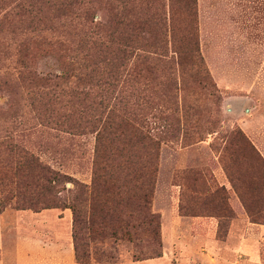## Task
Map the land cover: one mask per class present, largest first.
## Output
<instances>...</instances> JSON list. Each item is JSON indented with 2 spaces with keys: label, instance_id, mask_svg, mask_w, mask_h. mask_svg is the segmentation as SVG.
Returning <instances> with one entry per match:
<instances>
[{
  "label": "rangeland",
  "instance_id": "obj_1",
  "mask_svg": "<svg viewBox=\"0 0 264 264\" xmlns=\"http://www.w3.org/2000/svg\"><path fill=\"white\" fill-rule=\"evenodd\" d=\"M161 11L169 54L142 77L130 80L125 73L113 88L78 84L74 77L47 86L19 79L22 57L38 77L55 79L62 69L59 56L69 60L76 54L81 61L88 53L84 44L107 39L110 33L97 27L135 16L149 19ZM43 39L66 41L69 48L39 47ZM191 39L200 65L169 64L176 58L172 41L190 47ZM112 108L160 143L152 210L160 217L165 264L178 263L172 247L179 240L188 248L196 242L206 248L213 241L208 233L199 239L190 218H215L216 240L241 241L243 224L230 227L238 200L242 203L240 194L264 217V0H0V264H78L72 210L44 209L46 195L32 209L19 210L25 194L17 176L8 175L6 181L16 179L11 194L1 179L27 151L52 170L90 186L97 134ZM236 131L249 145L235 142L226 148ZM116 146L126 147L122 142ZM41 185H33V199ZM54 187L69 205L76 184L64 181ZM55 228L69 239V254L47 244L42 248L36 240L22 242L26 237L48 242ZM155 249L128 240L95 242L90 264L144 263L158 259L152 256ZM259 253L264 257V247ZM135 255L148 259L136 261Z\"/></svg>",
  "mask_w": 264,
  "mask_h": 264
},
{
  "label": "trees",
  "instance_id": "obj_2",
  "mask_svg": "<svg viewBox=\"0 0 264 264\" xmlns=\"http://www.w3.org/2000/svg\"><path fill=\"white\" fill-rule=\"evenodd\" d=\"M97 29L100 32L102 30L109 32L107 39L97 40L91 45L84 44L88 53L81 61L77 60L76 54L71 55L69 60L62 55L59 56L58 62L62 69L61 74L55 79L38 77L35 71L28 69L30 66L24 57L20 61L24 70L19 73V79L47 86L71 82L74 77L78 84L89 83L113 88L114 83L120 78L122 80L125 73L130 80L135 79L133 77L136 76L142 77L153 65H158L160 62L164 64L169 54L166 34L168 26L162 11L160 14H152L149 19L135 16V19H120L114 25H102ZM194 45L196 43L192 39L190 47H181L176 40L172 41V52L176 58L172 57L168 63L175 62L180 68L198 67L200 63L197 61ZM38 46L60 52H65L69 48L67 42L61 40L43 39ZM82 60L83 65L80 66ZM78 62L80 72L74 75L73 67ZM82 66L90 67V70L86 72L82 70ZM107 115L108 120H105L97 134L93 180L90 186L61 175L27 151L21 153V161L12 172L3 175L1 183L11 186L8 191V194H11L15 192L12 185H16L17 179V185L25 194L23 204L18 207L19 210L32 209L40 195L49 196V201H44V209L72 210L74 216L72 238L78 264H90L93 243L113 240L139 242L144 247L153 244L156 249L152 256L162 257L160 217L152 210L160 143L136 125L131 117L117 116L113 108ZM98 121L96 128L100 126V120ZM118 142H122L126 147H117ZM235 142L249 145L240 131L230 136L226 148H231ZM8 175H16L17 178L6 183ZM64 181L76 184V192L69 205L63 204L57 193L55 194L54 185L62 184ZM38 182L42 185L37 189V198L33 199L32 187ZM2 190L6 192L4 200L8 199L7 191L5 188ZM239 196L245 208L249 209L247 200L242 194ZM248 212L250 213L249 210ZM251 218L254 223L264 220V217L259 219L251 216ZM134 258L136 261L148 259L143 255H135Z\"/></svg>",
  "mask_w": 264,
  "mask_h": 264
},
{
  "label": "crops",
  "instance_id": "obj_3",
  "mask_svg": "<svg viewBox=\"0 0 264 264\" xmlns=\"http://www.w3.org/2000/svg\"><path fill=\"white\" fill-rule=\"evenodd\" d=\"M227 187V182H223ZM239 209L234 210L235 218L232 222L231 229L236 226H242L241 229V241L237 242L235 245L231 244L229 240L218 241L215 238L218 234V225L219 222L215 218H190L192 219L195 225V232L199 235V239L206 233L210 234L213 240L208 244L206 248H202L200 242L192 243L191 249L186 247V244L180 243L177 241V247H172V251H176L178 263L177 264H264V257H261L262 254L259 253L264 247V225L260 223H254L250 220L249 217H261V212L249 204V209H246L243 203H240L238 200ZM242 202V201H241ZM255 209L256 211H253ZM250 211V213L248 212ZM255 213V214H254ZM53 215V214H52ZM49 238V241H43L39 238L30 239L28 237L24 238V243H29V241H35L41 246L47 244V246L54 252H62L63 250L67 251L68 254L71 252V243L69 239L61 236V230L55 228L52 229ZM231 231H229L227 237H231ZM25 237V236H24ZM68 239V240H67ZM71 239V237H70ZM228 239V238H227ZM43 243H41V242ZM163 242H165L163 240ZM69 244V248H68ZM183 244V245H182ZM188 246V245H187ZM165 250H167V244L164 243ZM163 257L158 258L152 261L137 262L134 264H165ZM155 262V263H153ZM66 264V263H65Z\"/></svg>",
  "mask_w": 264,
  "mask_h": 264
}]
</instances>
